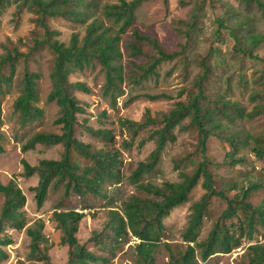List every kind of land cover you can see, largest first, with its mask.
<instances>
[{"label":"rangeland","instance_id":"rangeland-1","mask_svg":"<svg viewBox=\"0 0 264 264\" xmlns=\"http://www.w3.org/2000/svg\"><path fill=\"white\" fill-rule=\"evenodd\" d=\"M15 1L12 0V4L0 14V58L14 50L22 54L13 85L4 86L1 95L0 131L4 134L5 153L0 155V181L8 185L11 180H15L25 194L26 204L22 209L25 217L21 219L27 226L23 230L13 229L10 225L6 227V234L12 244L2 247L7 257L0 258V264H33L29 260L31 238L27 228L35 227L34 223L40 219L45 224L44 235L47 241L44 246L49 250L50 262L66 264L68 247L61 245L62 233L57 229L53 217L56 211L72 210L85 215L76 236L78 242L106 260L97 264H135L138 257L136 244L140 241L130 234L110 247L106 237L114 236V233L108 224L112 218L110 212L118 211L122 214L124 204L132 196L152 198L139 190L132 178L139 164L147 161L156 149L155 140L147 141L143 147L140 142L147 139L151 129L157 125H148L132 140L130 131L123 122H143L149 112L153 117L162 118L164 113L174 110L178 102L201 93L207 98L201 102L213 110H216L217 101L220 102L218 107L223 108V103L237 104L247 112H251L258 104H264V42L252 48L253 58L240 51V48L251 49L250 44L240 40L243 33L241 20H249L254 34H264V15L256 3H249L250 0H142L136 11L134 26L121 42L124 56L120 63L124 66L125 74L121 96L105 93L106 75L100 66L77 72L69 78L70 83H81L89 90L87 94L74 92L84 111L78 114L80 125L76 128V138L91 145L94 151L117 153L122 182L114 184L107 181L98 193H87L84 196L75 193L67 195L64 184L53 185L40 208L33 191L39 184L40 177L38 174L31 178L25 177L22 161L27 160L32 166H38L43 160H61L65 147L38 144L35 149L27 152L22 147L37 133L62 134L61 127L55 124L61 110L55 103L48 101L52 91L51 75L55 57L47 47H37L36 43L43 41L45 32L36 26V16L27 10L20 11ZM94 2L97 5L94 8L95 15L104 19L107 26L112 25L118 30L103 12L107 5L119 3L120 0ZM48 26L55 34L54 40L66 45H69L73 35H79L82 40L86 34V26L63 19H49ZM134 28L145 36L157 39L169 52L180 51L185 46V57L180 56L175 61L163 63L158 69V75L143 84H131L129 78L133 61L140 64L146 62L129 55L127 44L133 39ZM237 36L239 37L236 38ZM204 60L210 68L207 74L202 65ZM25 72L40 77L37 81L38 101L34 105L43 113L42 117L30 120L27 124L15 108V103L22 94ZM5 74L10 76V71L6 70ZM216 118L222 125L217 130L222 137L213 132L207 139L204 152L201 150L198 126L192 122L191 116L183 119L173 130L177 140L167 143L160 165L150 174L143 175L140 183L163 186L166 182L181 181L180 171L191 172L205 154L210 161L209 169L217 189H223L231 197L235 191L231 188L233 184L240 188L249 181L257 182L259 187L251 191L247 200L253 205H264V158L258 159L251 152L250 143L236 154L243 161L231 163L227 155L231 148L225 139V135L231 132L239 134L241 139L248 135H264V116L260 114L254 118L229 119L216 115ZM89 127L106 130L109 132L108 138L89 133ZM72 161L79 163L81 170L92 164L76 152L72 155ZM201 184L202 178L189 193L188 201L165 218L164 237L154 249L156 264H167L173 254L185 253L188 246H195V243L185 241V233L192 204L205 192ZM4 203L5 198L0 195V214ZM227 206V200L221 197L213 196L210 199L197 231V243L207 239ZM238 213L241 215L240 210ZM225 221L227 224L235 223L237 218ZM263 242L264 228L258 226L252 238H243L241 245L228 253H216L203 260L202 249L195 247L194 263L249 264L248 247ZM103 243L107 245L103 246Z\"/></svg>","mask_w":264,"mask_h":264},{"label":"trees","instance_id":"trees-1","mask_svg":"<svg viewBox=\"0 0 264 264\" xmlns=\"http://www.w3.org/2000/svg\"><path fill=\"white\" fill-rule=\"evenodd\" d=\"M141 2L142 0L130 2L120 0L119 3L105 7L103 13L106 19L117 26V30L112 25L107 26L104 19L95 15L94 8L97 5L94 0L15 1L20 11L27 10L36 16L34 20L36 26L45 32L43 41L36 43L37 47H47L55 57L51 75L52 91L48 101L51 104L55 103L61 110V115L55 124L61 127L62 134L37 133L22 147L24 152L35 149L38 144L63 145L65 147V153L61 160H43L38 166H32L27 160L22 161L25 177L31 178L36 174L40 177L39 184L33 188L40 208L43 207L53 185L64 184L67 195L75 193L84 196L87 193H98L107 181L114 184L122 182V174L118 170L120 162L117 153L94 151L91 145L84 144L76 138V128L80 125L78 114L84 111L74 96V92L87 94L89 90L81 83H70L69 78L77 72H84L87 69L100 66L106 75L105 93L107 95L115 93L121 96L123 93L121 85L125 81L124 66L120 63L124 56L121 42L128 30L134 26L136 11ZM252 2L259 6L264 15V0L249 1L250 4ZM11 4L12 0H0V14ZM49 19H63L69 23L86 26V34L82 40L79 35H73L69 45L55 41V34L48 26ZM240 25L243 32L240 40L251 45L250 50L240 48V51L252 56V48L264 42V34H254L247 19L241 20ZM127 48L131 58L146 60L143 64L136 61L132 63L129 81L134 85H141L157 76L158 69L163 63L175 61L180 56L185 57L186 50V47L182 46L180 51L169 52L157 39L141 34L136 28H134L133 39L129 41ZM21 57L22 54L18 50H14L0 58V123L3 88L13 85L17 64ZM202 65L206 74L209 73L210 68L205 60ZM6 70L10 71V76L5 74ZM39 79L38 75L29 72L24 74L22 94L16 101L15 108L21 113L25 124L30 120H37L43 115L42 111L34 105L38 101L37 81ZM203 79L204 77L199 84ZM203 99L207 100L202 93L189 96L186 100L178 102L177 107L170 113H164L162 118L153 117L149 112L143 122L131 120L123 122L124 126L129 129L132 140L137 138L143 128L150 124L157 125L151 129L149 137L140 142V146L143 147L147 141L155 140L156 149L150 154L147 161L139 164L132 178L138 189L146 192L152 198L132 196L124 204L122 214L118 211L110 212L112 218L108 224L114 233V236L106 237L110 247L130 234L140 241L136 244L138 257L135 264H156L154 249L164 237L165 218L169 217L175 208L188 201L189 193L201 178V185L205 192L198 201L192 204V213L185 233V241L195 243V246H188L185 253L173 254L167 264H195V247L202 249L203 260L216 253H228L239 247L243 238H252L258 226L264 228V205H253L247 200L251 191L259 187V183L249 181L246 186L240 188L233 184L231 188L235 191L230 197L223 189L215 187L213 174L209 169L210 161L205 154L191 172L180 171L181 181L166 182L163 186L140 183L143 175L150 174L160 165L161 155L167 143L177 140L174 128L187 116H191L192 122L199 128L200 145L203 152L207 139L213 132H216L218 137H222L220 131H217L222 125L216 115L229 119L234 117L254 118L260 114L264 116V104H258L251 112H247L237 104L228 103L222 104L223 110L222 107H218L220 102L217 101L216 110H213L201 102ZM114 100L117 101L115 98ZM88 132L95 136L102 135L106 138L109 136V132L106 130H96L92 127L88 128ZM225 139L231 148V151L227 153L231 163L243 161V158L236 157V154L239 149L245 148L250 143L251 152L258 159L264 158V135H248L241 139L239 134L231 132L229 135H225ZM3 140L4 134L0 131V155L5 153ZM74 152L92 164L81 170L79 163L72 161ZM0 195L5 198L0 214V258H6L7 255L2 247L12 244V240L6 234V227L10 225L13 229L23 230L27 226V223L22 220L25 217V212L22 209L26 204V196L15 180H11L8 185H4L0 181ZM213 196L227 200L228 206L222 211L220 220L215 222L207 239L197 243V231ZM239 210L241 215L238 213ZM232 217H236L237 221L227 224L225 219ZM53 218L57 229L62 233L61 245L68 247L66 264H97L106 261L105 258L96 255L78 242L76 236L79 233L80 223L85 218L83 213L74 210L56 211ZM34 224H36L35 227L27 228V233L31 238L29 260L33 264H52L49 250L47 246H44L47 241L44 235V221L40 219ZM102 245L106 246L107 244L103 243ZM247 250L250 252L249 264H264V242L252 244Z\"/></svg>","mask_w":264,"mask_h":264}]
</instances>
